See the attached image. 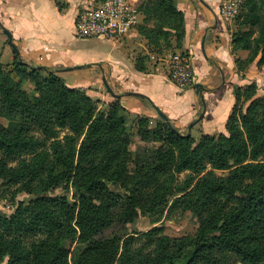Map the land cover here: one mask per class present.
<instances>
[{
    "label": "trees",
    "instance_id": "1",
    "mask_svg": "<svg viewBox=\"0 0 264 264\" xmlns=\"http://www.w3.org/2000/svg\"><path fill=\"white\" fill-rule=\"evenodd\" d=\"M139 9L149 49L185 52L174 0H141ZM239 19L248 29L232 34V51L248 52L239 70L264 67V0H248ZM16 58L0 64V184L31 199L0 215V264H264V98L250 100L254 83L235 89L226 134L195 143L164 120L157 132L141 121L142 140L162 144L155 155L132 153L120 104L98 112L52 70ZM135 67L146 70L142 58ZM58 187L71 199L50 194ZM139 213L153 223L188 213L197 226L180 237L129 231Z\"/></svg>",
    "mask_w": 264,
    "mask_h": 264
},
{
    "label": "crops",
    "instance_id": "2",
    "mask_svg": "<svg viewBox=\"0 0 264 264\" xmlns=\"http://www.w3.org/2000/svg\"><path fill=\"white\" fill-rule=\"evenodd\" d=\"M87 2L97 0H0V43L8 45L1 57L16 55L29 67L70 74L69 81L104 90L105 100L115 97L150 117L159 111L178 131L209 135L225 133L235 89L259 84L264 74L255 62L239 70L237 60L248 52L232 51L235 20L222 21L218 0H174L184 19L181 50L194 73L193 84L182 90L168 78L169 57L159 58L136 28L118 41L77 38L75 17ZM139 57L144 72L135 67Z\"/></svg>",
    "mask_w": 264,
    "mask_h": 264
},
{
    "label": "rangeland",
    "instance_id": "3",
    "mask_svg": "<svg viewBox=\"0 0 264 264\" xmlns=\"http://www.w3.org/2000/svg\"><path fill=\"white\" fill-rule=\"evenodd\" d=\"M234 21V20H233ZM240 19L234 21V28L232 31V34H236L239 32H245L248 29L246 27H241L240 26ZM137 30V29H136ZM138 32V30H137ZM139 34V33H138ZM121 40V39H120ZM116 41V40H115ZM118 41V40H117ZM8 45L6 43L2 44L0 43V64L2 65L3 68H6V66H10L11 63L17 59L16 55H13L12 60L9 61V59H5L4 57H1V49L3 48L5 51L8 49ZM12 50V48L10 49ZM176 52V50L171 51V52H158L159 58H168L171 54ZM178 52V51H177ZM157 53V52H156ZM141 59V57H139ZM259 70L264 73V67L259 68ZM54 72V71H53ZM55 73V72H54ZM57 74V73H55ZM42 75L45 76L46 73L42 72ZM60 78H62L65 82V84L68 87L75 88L79 93L85 95L88 97L97 107L98 112H105L109 109V105L112 103H118L120 106L124 108V116H125V125H126V131L129 135L130 143H129V149L132 153H134L137 149H149L152 151L153 155H155L156 149L160 148L162 142L161 141H143L141 138V127L140 123L141 121H147L148 125L147 127L149 129H152L153 131H158L157 127L159 123L163 122V119L160 116L156 117H150L142 112H136L133 111L131 108L123 104L121 101H119L117 98L113 97L110 98L108 96V100H105V94L106 92L104 90L101 91L98 87H94V89H89L87 86H85L82 81H80V84L75 82L74 79H70V81L67 79L70 74L66 73H61L57 74ZM75 83V84H74ZM253 84V83H251ZM250 84V85H251ZM248 86V85H247ZM258 86V87H257ZM102 87V86H101ZM245 87V86H244ZM22 90H25L27 92H30L33 89V86L30 82L25 81L22 85ZM257 92H255V95L253 98L261 97L264 98V74H262L259 84L256 85ZM103 89V87H102ZM248 104V101L245 99L242 101L240 106L242 108H245V106ZM0 123L1 124H6V122L0 118ZM171 125V123H170ZM176 129V128H175ZM177 130V129H176ZM177 132L182 135V136H189L192 138V140L197 143L199 139L201 138L204 133L202 131H192V133L188 132L186 128L183 129V131H178ZM226 134V131L225 133ZM64 135V132L60 133V138ZM132 156L130 155L129 157V162H128V169L131 170L133 168L132 164ZM225 175V173L218 172V175ZM186 173H181L178 176V180H182L185 177ZM119 194H122V190L120 191L118 189ZM50 194L53 196H66L68 199H71V194L72 190L70 192L66 191L63 189V187H58L55 189H52L50 191ZM31 199V196L28 194L22 192L21 190H17L14 186L11 187L9 190L4 191L3 187L0 184V215L5 216V217H10L11 214L14 212V209L18 203H28ZM162 227L163 233L169 237H180L184 235H190L195 232L196 229V222L195 220L190 217L188 213H185L184 215L178 216L176 215L172 219H163L161 218L158 222L153 223L152 219L147 215L143 213H139L135 222L131 225H127V228L129 231L132 232H146L152 227ZM2 264H6V261H4Z\"/></svg>",
    "mask_w": 264,
    "mask_h": 264
},
{
    "label": "built area",
    "instance_id": "4",
    "mask_svg": "<svg viewBox=\"0 0 264 264\" xmlns=\"http://www.w3.org/2000/svg\"><path fill=\"white\" fill-rule=\"evenodd\" d=\"M219 17L225 23L236 19L248 0H218ZM141 0H97L87 2L77 13L74 32L77 38L118 40L135 29L142 21ZM168 78L180 90L191 86L194 73L187 52L169 56Z\"/></svg>",
    "mask_w": 264,
    "mask_h": 264
},
{
    "label": "water",
    "instance_id": "5",
    "mask_svg": "<svg viewBox=\"0 0 264 264\" xmlns=\"http://www.w3.org/2000/svg\"><path fill=\"white\" fill-rule=\"evenodd\" d=\"M6 35H7L8 38L10 37V35L8 33H6ZM64 70L67 71V70H70V68H67V69H64ZM104 85H105L106 89L109 91V93H111L110 90H109V87L106 84H104ZM157 113L164 120V122L169 126L170 123H169L167 117L165 115H163L162 113H160L159 111H157ZM190 126H192V125H190Z\"/></svg>",
    "mask_w": 264,
    "mask_h": 264
}]
</instances>
